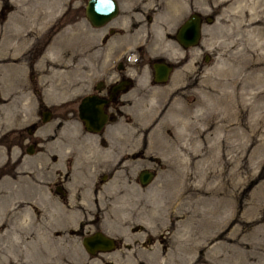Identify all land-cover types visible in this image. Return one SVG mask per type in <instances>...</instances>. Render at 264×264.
I'll return each instance as SVG.
<instances>
[{
    "label": "rangeland",
    "instance_id": "obj_1",
    "mask_svg": "<svg viewBox=\"0 0 264 264\" xmlns=\"http://www.w3.org/2000/svg\"><path fill=\"white\" fill-rule=\"evenodd\" d=\"M187 1L212 16L198 43L175 53L168 37L161 54L162 41L151 40L152 56L173 64L168 79L154 83L148 66L129 63L134 86L109 107L103 133L113 147L139 149L154 175L142 185L116 167L110 189L119 195L110 205L103 194L97 224L124 240H149L121 247L111 262L86 264H264V0H184V17ZM63 2L0 0V144L4 135L47 142L54 118L41 121L42 109L70 94L69 81L85 90L118 57L98 45L84 70L65 69L64 27L52 35ZM67 120L69 131L79 127Z\"/></svg>",
    "mask_w": 264,
    "mask_h": 264
},
{
    "label": "flooded vegetation",
    "instance_id": "obj_2",
    "mask_svg": "<svg viewBox=\"0 0 264 264\" xmlns=\"http://www.w3.org/2000/svg\"><path fill=\"white\" fill-rule=\"evenodd\" d=\"M90 2L94 0H64L63 10L57 16L58 20L63 19V23L52 35L64 27L65 69L84 70L82 67L87 65V55L98 54V45L105 49L102 52L107 50L110 54H118V57L108 67L101 68L99 78L85 90L82 86L80 88V84L71 86L69 81L70 94L57 106L42 109L41 121H47L49 115L54 118L47 142L27 139L18 143L7 141L5 135L2 136L0 264H86L90 258L111 262L121 255L117 253L121 247H130L131 242L143 245L149 240L150 236L124 240L97 224L100 209L105 205L103 194L107 196L105 203L110 205L119 195L118 191L110 189L114 188L112 182L116 167H122L125 176L142 185L151 181H142L144 171L151 172L152 177L154 175L150 168L151 160L142 157L139 149L135 150L128 143L118 144L119 148L106 142L111 140L103 134L105 124L112 118L109 107L134 86L133 67L148 66L154 83L168 79L160 82L153 79V62L167 60L152 56L156 51H148L151 40L162 41L156 45L161 54L166 53L165 39L168 37L175 40L174 48L181 51L192 48L199 39L195 44H181L176 38L178 27L194 13L201 32L202 22L209 21L212 16L201 14L187 1L188 13L184 17V0H96L94 5H89ZM176 17L178 24L172 26L169 21ZM58 20L50 27L55 26ZM93 21L101 23L94 25ZM89 30L96 35L97 42L89 39ZM130 55L135 57L129 58ZM168 63L171 65L170 74L173 64ZM71 87L76 95H73L75 91ZM87 96L99 102L106 114L105 122L97 130L89 129L79 116L82 99ZM44 112L48 113L45 120L42 119ZM71 118L79 125L73 132L62 126ZM36 127L31 122L26 132L31 134ZM87 138L97 142L86 145L84 141ZM103 165L107 167L106 171L100 172ZM105 186L107 190L103 192ZM118 232L128 237L124 231ZM95 233L107 237L111 241L110 247H94L92 252L89 251L84 238ZM92 244L103 243L96 241Z\"/></svg>",
    "mask_w": 264,
    "mask_h": 264
},
{
    "label": "water",
    "instance_id": "obj_3",
    "mask_svg": "<svg viewBox=\"0 0 264 264\" xmlns=\"http://www.w3.org/2000/svg\"><path fill=\"white\" fill-rule=\"evenodd\" d=\"M94 2H90L89 5H94ZM89 9L92 7H88ZM94 25L101 23L93 21ZM199 20L198 17L192 13L190 14L178 27L176 38L183 45L195 44L198 41L200 31H199ZM206 59V58H205ZM153 79L156 82L164 81L168 78L171 65L166 61H155L153 62ZM79 116L84 120L85 125L89 129L97 130L105 122L106 114L102 112L100 108V103L90 97H85L82 99V103L79 107ZM48 117V113L44 112L42 114V119L45 120ZM142 181L146 182L151 179L152 173L149 171H144L142 174ZM101 242L103 244L93 246V242ZM111 241L107 237H103L98 233L89 235L84 238V245L89 251H93L94 247H100V249L110 247Z\"/></svg>",
    "mask_w": 264,
    "mask_h": 264
},
{
    "label": "bare ground",
    "instance_id": "obj_4",
    "mask_svg": "<svg viewBox=\"0 0 264 264\" xmlns=\"http://www.w3.org/2000/svg\"><path fill=\"white\" fill-rule=\"evenodd\" d=\"M239 3V2H238ZM15 28V27H14ZM22 28V27H21ZM26 29V28H25ZM68 29V28H67ZM62 30V29H61ZM64 32H65V30H64ZM54 39H56V37H54ZM13 40V39H12ZM21 40V39H20ZM164 41V40H163ZM23 42V41H22ZM167 42V41H166ZM56 43V42H55ZM55 43L54 42H52L51 44H50V47H52V48H55L56 47V45H55ZM8 44V43H7ZM12 44V43H11ZM9 45H10V43H9ZM168 45V44H167ZM52 50V49H51ZM46 51H47V49H46ZM50 51V50H49ZM57 51V50H56ZM173 51H175V53L177 52V53H181L182 51L178 48V47H173ZM56 53V52H55ZM54 54V53H53ZM52 54V55H53ZM55 55V54H54ZM7 62V61H6ZM53 86V85H52ZM57 90V89H56ZM60 90H62V89H60ZM62 92V91H61ZM181 119V118H180ZM170 140V139H169ZM193 220V219H192ZM191 226V225H190ZM186 230V229H185ZM184 231V230H183ZM185 232V231H184ZM188 233V232H187ZM216 234V233H215ZM229 234V233H228ZM180 235V234H179ZM181 235H183V234H181ZM177 239V238H176ZM178 248V247H177ZM187 254V253H186ZM182 255V254H181ZM186 256V255H185ZM194 256V255H193ZM193 257H191V259H192ZM194 259V258H193ZM188 260H190V259H188ZM188 262V261H187ZM187 264V263H186Z\"/></svg>",
    "mask_w": 264,
    "mask_h": 264
}]
</instances>
